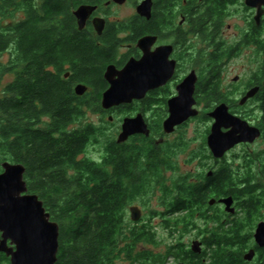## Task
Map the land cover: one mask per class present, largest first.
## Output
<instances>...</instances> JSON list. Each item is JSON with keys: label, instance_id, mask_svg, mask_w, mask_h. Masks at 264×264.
<instances>
[{"label": "trees", "instance_id": "16d2710c", "mask_svg": "<svg viewBox=\"0 0 264 264\" xmlns=\"http://www.w3.org/2000/svg\"><path fill=\"white\" fill-rule=\"evenodd\" d=\"M45 1L41 11L28 3L26 19L11 32L0 34V57L11 55L7 64L0 62V79L14 76L0 95V171L7 160L25 165L29 192L39 195L51 219L60 225L56 264H111L126 234L123 222L132 190L146 187L150 172L156 175L165 163L157 146L145 157L135 144L118 145L116 140L108 143L101 160L84 154L97 130L92 123L76 124L88 109L109 112L101 99L108 87L103 73L111 53L100 48L97 39L76 30L72 9L83 0ZM5 3L10 1L0 0L1 16ZM51 14H63L64 22L72 24L71 33L55 28ZM64 61L72 65L70 79L51 70L53 65L63 71ZM77 81L95 87L98 98L78 96ZM147 139L143 142L148 143ZM190 176L183 178L175 194L165 192V221L194 228L196 220L214 218L216 225L205 230L202 253L183 249L184 259L190 264H249L244 255L254 248L262 262L264 248L253 239L262 216L257 210L260 198L243 199L255 189L243 186L240 175L227 165L210 176ZM226 195L239 200L237 212L217 209L211 214L214 207L209 200ZM135 228L134 237L142 234L150 239L145 226ZM2 258L9 262L0 252Z\"/></svg>", "mask_w": 264, "mask_h": 264}, {"label": "flooded vegetation", "instance_id": "af4514ba", "mask_svg": "<svg viewBox=\"0 0 264 264\" xmlns=\"http://www.w3.org/2000/svg\"><path fill=\"white\" fill-rule=\"evenodd\" d=\"M9 1L10 4L5 3L2 16L0 15V34L11 32L16 24L26 19L28 3L33 2L39 11L46 5L45 0ZM143 1L83 0L72 9L75 27L81 36L97 39V45L111 53L110 61L107 62L103 73V79L108 87L110 83L105 76L108 66L114 65L121 70L130 60L139 61L143 58L145 52L139 46L141 38L155 37L150 52H156L163 46H172L171 50H166L170 53L167 60L174 63V72L170 79L164 85L149 90L143 98H136L131 103L120 104L108 110L117 115L126 114L128 109L135 112L123 117L119 135L126 117L143 114L151 130L150 136L138 133L120 143L118 135L117 144L129 146L135 144L143 156L149 154L150 148L157 146V152L162 156L166 145L165 136L173 134L181 127L177 126L172 133L164 131V121L170 116L169 100L179 95L178 87L195 73L197 78L193 93L196 100L194 108L199 110V114V105L205 106L214 124L216 118L210 113L225 104L231 114L246 121L252 130L258 133L253 142L237 144L223 158L239 147H246L252 151L247 154L248 161L243 166V173L235 172L244 181L243 186L255 189L243 199H248L251 195L260 198L257 210L264 213V0H151L150 17L138 11V6ZM81 5L95 7L83 28H80L75 14V10ZM21 12L24 13V18L20 20ZM40 15L46 17L44 14ZM49 19L55 28L71 33L72 24L64 22L63 14H59L58 17L51 14ZM95 21L102 28L101 32L97 30ZM61 69L63 71L58 72L55 66H51L53 73L70 79L73 74L71 63L62 62ZM80 83L87 85L88 90L83 95L76 93L78 96H86L88 100L98 98L97 90L87 81H77L74 90ZM107 88L102 91V99ZM250 92L252 94L249 95ZM149 111H155L159 117H165V120L159 123L161 129L159 138H151L156 124L151 122ZM110 116L112 117L110 120H113L114 116ZM228 129L223 128L224 131ZM144 137L148 138V143L142 144L140 141H144ZM256 146L261 151L259 154L256 152L253 160H250L249 157L255 153ZM223 158H215V162L219 163ZM233 197L237 212L239 200ZM213 207L224 209L225 205L217 202ZM257 257L258 253L255 258ZM260 263L264 264V257Z\"/></svg>", "mask_w": 264, "mask_h": 264}, {"label": "water", "instance_id": "95a60500", "mask_svg": "<svg viewBox=\"0 0 264 264\" xmlns=\"http://www.w3.org/2000/svg\"><path fill=\"white\" fill-rule=\"evenodd\" d=\"M151 6V0H144L138 6V11L150 17ZM94 9L95 7L91 5H81L75 10L80 28L85 26L87 18ZM96 21V28L101 32L102 28ZM154 40L155 37L151 36H145L139 40V46L145 52L141 60H130L121 70L114 65L108 66L105 76L110 86L103 93L101 101L103 109L111 110L120 104L143 98L149 90L164 85L170 79L174 72V63L167 60L170 53L166 50H171L172 46H163L156 52H150ZM196 78L195 73L186 78L178 87L179 95L169 100L170 116L163 124L166 133L174 132L177 126L199 114V110L194 108L196 100L193 93ZM87 90V85L81 83L75 88L78 95L85 94ZM210 115L216 118V122L208 136V146L217 159L225 157L226 153L237 144L253 142L258 136V133H255L246 121L231 114L225 104L220 105ZM110 119H112L111 116ZM223 128L229 129L224 131ZM138 133L146 136L151 134L143 114L125 118L118 142H124L131 135ZM2 168L3 171L0 172V252L10 257L11 264H56L60 249L59 223L51 219V214L39 195L29 192L25 179L26 167L23 163L4 161ZM212 174L213 171L210 170L208 175ZM217 202L225 204L227 212H236L233 196L218 199L212 197L209 200L211 206ZM130 211L134 221H139L143 216L142 209L137 205L132 206ZM254 238L256 244L264 248V220L258 223ZM203 246L201 240H195L191 249L194 253L200 254ZM256 253V249L251 248L245 253L244 258L252 261Z\"/></svg>", "mask_w": 264, "mask_h": 264}, {"label": "rangeland", "instance_id": "374dc122", "mask_svg": "<svg viewBox=\"0 0 264 264\" xmlns=\"http://www.w3.org/2000/svg\"><path fill=\"white\" fill-rule=\"evenodd\" d=\"M19 17L20 20L23 19L24 13L21 12ZM10 57L9 52L5 53L0 57V62L7 64ZM13 78V75L8 74L0 79V95L4 87ZM198 108H200L199 115L189 119L173 134L165 136L166 145L161 156V160L165 164L161 166V170H156V175H152L153 173L150 172L147 176L148 185L146 187L132 190V199L125 209L123 222L126 234H124L123 241L119 246L120 250L111 264H190L188 259H184L187 255L183 253V249H191V245L195 240L204 242V237L208 234L205 230L216 225L213 221L214 218L200 219L196 220L197 226L192 228L191 226H184L180 222L175 224L173 221H165L166 218L163 214L166 210L165 202L167 201L165 192L171 191L170 195L175 194L177 186L183 181V178H190L191 174H207L210 170H218L223 165L231 167L234 172L243 173V166L248 161L247 154L252 152L249 148L239 147L226 158H223L221 162L216 163L208 146V136L211 133L213 124L205 106L199 105ZM131 111L132 109H128L126 114L120 113L117 115L112 112L103 113L88 109L76 126L92 123L97 132L93 137L94 142L87 146L84 154L90 158L101 160L108 143L118 137L123 117ZM134 113L131 112L130 115ZM110 115L114 116L113 120H110ZM149 117L151 122L156 124L154 135L151 138H159L161 130L159 123L163 119L165 120V117H159L155 111H149ZM140 142L144 144L143 141ZM260 151L259 147L256 146L255 153L249 157L250 160H253L256 152L259 154ZM134 205L139 206L143 212V216L139 221H134L131 218L130 208ZM217 209L219 208L214 207L211 214H214ZM220 210L225 211V208ZM225 217L224 221H227V216ZM262 220H264V213H262L260 220L256 222L253 232L254 242L255 230ZM138 226H145L146 229H149L148 236H150V239L142 236V234L138 235V238L134 237L133 231L137 230L135 227ZM133 239H138L139 242H133ZM257 259L248 262L249 264H261ZM0 264H11V260L9 258V262H7L2 258Z\"/></svg>", "mask_w": 264, "mask_h": 264}, {"label": "bare ground", "instance_id": "6f19581e", "mask_svg": "<svg viewBox=\"0 0 264 264\" xmlns=\"http://www.w3.org/2000/svg\"><path fill=\"white\" fill-rule=\"evenodd\" d=\"M225 205V204H224ZM226 211V210H225ZM227 212V211H226ZM229 213V212H228ZM233 214V213H232ZM10 258V257H9Z\"/></svg>", "mask_w": 264, "mask_h": 264}]
</instances>
